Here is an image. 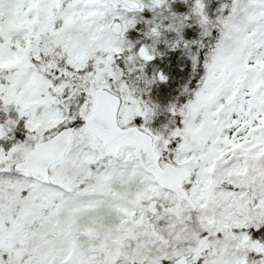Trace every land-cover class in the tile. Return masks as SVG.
<instances>
[{"label": "snow or ice", "instance_id": "1", "mask_svg": "<svg viewBox=\"0 0 264 264\" xmlns=\"http://www.w3.org/2000/svg\"><path fill=\"white\" fill-rule=\"evenodd\" d=\"M0 264H264V0H0Z\"/></svg>", "mask_w": 264, "mask_h": 264}]
</instances>
